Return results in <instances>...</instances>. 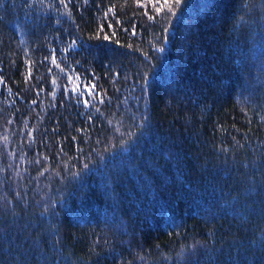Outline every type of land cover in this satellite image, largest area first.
I'll list each match as a JSON object with an SVG mask.
<instances>
[{
    "label": "trees",
    "instance_id": "1",
    "mask_svg": "<svg viewBox=\"0 0 264 264\" xmlns=\"http://www.w3.org/2000/svg\"><path fill=\"white\" fill-rule=\"evenodd\" d=\"M0 264H264V0H0Z\"/></svg>",
    "mask_w": 264,
    "mask_h": 264
},
{
    "label": "snow or ice",
    "instance_id": "2",
    "mask_svg": "<svg viewBox=\"0 0 264 264\" xmlns=\"http://www.w3.org/2000/svg\"><path fill=\"white\" fill-rule=\"evenodd\" d=\"M175 3L179 5L181 3V0H175Z\"/></svg>",
    "mask_w": 264,
    "mask_h": 264
}]
</instances>
